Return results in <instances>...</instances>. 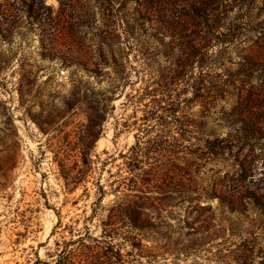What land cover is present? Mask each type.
Returning a JSON list of instances; mask_svg holds the SVG:
<instances>
[{
    "label": "rangeland",
    "instance_id": "obj_1",
    "mask_svg": "<svg viewBox=\"0 0 264 264\" xmlns=\"http://www.w3.org/2000/svg\"><path fill=\"white\" fill-rule=\"evenodd\" d=\"M150 1L0 0V264L52 261L56 242L69 234L64 226L91 213L92 199L82 196L83 186L74 192L66 189L48 146L51 134H44L27 110L39 122L59 126L70 121L66 130L84 123L77 109L68 118V108L87 78L80 64L87 54L86 61L102 62L100 50L115 52L106 70L124 62L129 79L122 93H116L113 116L95 149L102 159L109 157L113 172L136 143L135 134L153 103L151 91L160 90L157 97L163 98L165 82L172 83L167 89L174 95L164 97V104L178 103L180 113L199 124L190 125L194 137L185 142L197 156L203 155L194 159L185 178L193 183L194 202L183 204L180 196L178 206L162 212L147 209L145 217L156 225L136 231L125 222L124 236L138 234L144 249L158 252L159 264H264V119L255 117L264 116V81L247 76L254 65L264 69V0H211L212 14L239 22L234 38L230 32L221 36L229 41L215 47L204 71L207 104L190 85L192 68L178 64L180 59L187 62L186 38L178 39L158 22ZM235 124L239 138L230 134ZM211 134L224 139L216 141ZM16 142L21 145L17 163ZM212 144L222 147L220 153L210 152ZM114 198L110 194L104 204ZM187 217L195 228L208 220V237L191 242L189 256L164 253L169 236L179 248L189 244L185 234L193 229L182 221ZM100 218L89 222L94 235L102 231ZM60 221L63 226L53 233Z\"/></svg>",
    "mask_w": 264,
    "mask_h": 264
},
{
    "label": "trees",
    "instance_id": "obj_2",
    "mask_svg": "<svg viewBox=\"0 0 264 264\" xmlns=\"http://www.w3.org/2000/svg\"><path fill=\"white\" fill-rule=\"evenodd\" d=\"M151 1L150 5L157 13L158 22L165 29H171L178 39L186 38L184 44L189 51L187 62L180 59L178 64L180 67L188 65L192 68L194 75L190 85L200 101L207 104L208 75L204 71L210 65L215 47H221L223 43L229 41L226 38L221 40V36H225L226 32L232 33L233 38L236 36L239 19L228 20L221 15L212 14L215 2L211 0ZM189 36H192V39H189ZM98 55L102 62L86 61L88 54L85 55L80 67L87 74V78L81 85L78 98L69 106L70 109L68 108L70 113L68 118L73 116L71 109H77L78 113L84 115V123L66 130L70 121L59 126H56L55 121L39 122L32 112L27 110L28 116L36 121L43 133L51 134L48 146L53 149L66 189L74 192L83 186L82 196L92 199L90 214L83 219L78 218L75 224L64 226L69 234L56 242L57 253L54 255L56 257L50 262L38 258L34 264H159L158 252L155 253L152 247L144 249L143 239L139 238L138 234L124 236L121 232L122 225L129 222L136 231L151 229L156 224L145 217L147 209L162 212L167 207L178 206L177 199L180 196L183 204L194 202L191 195L193 183L185 178L194 159H201L203 155L197 156L185 142L194 137L190 125L198 122L191 115L183 112L181 114L178 103L164 104L167 102L164 97L171 98L174 95L173 90L167 89L171 82L162 85L163 98L157 97L160 90L151 91L152 106L143 117V126L140 125L135 134L136 143L126 154L121 155L123 162L118 171L113 172L108 167L109 157L102 159L100 154H96V144L105 134L107 124L115 110L113 102L116 93L119 91L122 93L129 84L126 63L114 62L112 68L106 70L107 65H110V62H106L107 59L109 61L110 58L116 57L113 50H100ZM262 66L254 65L251 68L252 73H247V76L264 81ZM218 69L216 66L215 70ZM226 72L224 70L219 74L224 75ZM182 73L179 71L177 77L181 78ZM91 77L95 80L91 81ZM145 92L147 94V89ZM19 93L21 104L25 105V91L22 87L19 88ZM238 95H243L240 89ZM73 98L75 96L71 94L69 99ZM250 108L255 109L256 105L253 104ZM255 117L258 120L264 119L262 115ZM147 121L150 123L146 124ZM238 126L235 124L230 130L234 138H239L241 134L239 129L237 130ZM257 131L263 133L261 128H257ZM212 136L216 141L224 139L216 134H211L210 137ZM20 148V143L16 142L15 163L18 161ZM220 149L222 147L219 144L210 146V152L213 154L220 153ZM110 194H114L115 198L109 205H105L104 200ZM222 203L225 204V201ZM229 203L233 204L234 200ZM98 217H101L98 227L102 228V231L99 235H94L90 224ZM186 219L182 221L188 228L193 229V232L185 234L189 244L179 248L175 240L169 236L166 238L169 248L165 249L164 253L189 256L193 249L190 243L208 237L210 227L206 225L208 220H203L201 225L195 228L189 226V217ZM178 220L181 222L180 218ZM81 222L83 225L79 226ZM59 226H63L62 221L58 223L53 233ZM169 262L167 260L163 264Z\"/></svg>",
    "mask_w": 264,
    "mask_h": 264
}]
</instances>
